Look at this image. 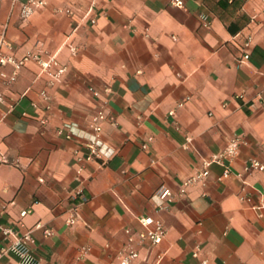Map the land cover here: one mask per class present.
Wrapping results in <instances>:
<instances>
[{
  "label": "crops",
  "instance_id": "obj_1",
  "mask_svg": "<svg viewBox=\"0 0 264 264\" xmlns=\"http://www.w3.org/2000/svg\"><path fill=\"white\" fill-rule=\"evenodd\" d=\"M183 1L48 0L27 21L0 5L6 54L67 67L54 84L34 62L12 85L0 79V264H20L10 249L28 231L40 264H120L131 250L136 264H264V172L246 171L264 150V0ZM68 8L74 17L58 12ZM98 113L103 158L79 162ZM234 138L238 157L182 194ZM144 217L165 225L160 245Z\"/></svg>",
  "mask_w": 264,
  "mask_h": 264
},
{
  "label": "built area",
  "instance_id": "obj_2",
  "mask_svg": "<svg viewBox=\"0 0 264 264\" xmlns=\"http://www.w3.org/2000/svg\"><path fill=\"white\" fill-rule=\"evenodd\" d=\"M6 0H0V5H2ZM228 2H233L234 0H227ZM173 4L179 7H183L185 5L183 0H173ZM17 6H20V18L24 21L29 20L31 17L35 15V13L39 9H43L48 6V0H26L22 2L21 0H11V15L15 12ZM59 13H66L67 15L74 17L75 11L72 8H68L65 10H59ZM91 13V12H90ZM92 23H96V19L92 20ZM10 22L8 21L5 24V28L3 33L0 35V79L6 86H10L18 80L19 74L21 70L30 62L36 63L40 69L41 73L45 76L49 77V81L51 84L60 81L67 73V67L63 65L59 58L56 55H49L48 58H44L40 55L34 53H28L23 57H16L14 55H8L4 52V47L11 48V45L7 39V31L9 28ZM254 40L250 37L244 49V59L248 60L251 56V49L253 47ZM11 66L13 67V72L11 74L2 71L1 68ZM96 97H100L99 92L94 93ZM42 96L45 100H49L50 97L47 92H43ZM6 97L5 94L0 91V105L5 103ZM37 107V105H35ZM106 119V115L104 113H98L93 118V122L91 125L93 135L91 139L87 142V148L89 153L86 156L79 157L78 161H95L103 158V153L101 149V137L103 133L102 121ZM43 125L48 123V119H43ZM60 133L64 134V131H60ZM70 139L72 136L67 135ZM191 140L189 139V142ZM243 141L240 138H234L228 147L223 151L220 155H215L210 160L204 163V170L200 172L198 175H195L185 181L183 186L181 187V193L186 194L188 188L198 182H203L208 179L210 175V167L212 164L217 163L224 165L226 159L234 160L238 157L240 153V148ZM246 171L248 172H264V150L262 155L258 159H252L246 166ZM233 174L230 167H227L224 172V178H229ZM239 177H242V174H238ZM158 198L161 201H165L173 196V191L169 188L163 187L159 193ZM88 199L84 197L83 204L87 203ZM81 210V205L74 206L71 209V217L68 220L70 225H75L78 222L79 214ZM30 211L24 210L21 213L22 217H26ZM142 224L148 228L147 238L151 241L153 245H160L166 238V227L165 225L159 221L155 220L153 217H144L141 219ZM38 229L44 228L43 225L39 224L37 226ZM13 229H5L4 234L6 237L15 234ZM45 234L47 236H52L53 231L51 229H46ZM17 240L11 247V251L15 253L20 258V264H40V261L34 255L33 252V244L35 242L33 231H28L24 234L17 235ZM195 257L199 256V252H195ZM140 258V254L136 250H131L129 253H125L122 255L120 264H136V261ZM207 264V261L204 262Z\"/></svg>",
  "mask_w": 264,
  "mask_h": 264
},
{
  "label": "trees",
  "instance_id": "obj_3",
  "mask_svg": "<svg viewBox=\"0 0 264 264\" xmlns=\"http://www.w3.org/2000/svg\"><path fill=\"white\" fill-rule=\"evenodd\" d=\"M236 0H234L232 3H235ZM231 3V2H230Z\"/></svg>",
  "mask_w": 264,
  "mask_h": 264
},
{
  "label": "rangeland",
  "instance_id": "obj_4",
  "mask_svg": "<svg viewBox=\"0 0 264 264\" xmlns=\"http://www.w3.org/2000/svg\"><path fill=\"white\" fill-rule=\"evenodd\" d=\"M0 18H1V16H0Z\"/></svg>",
  "mask_w": 264,
  "mask_h": 264
}]
</instances>
